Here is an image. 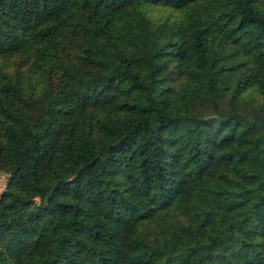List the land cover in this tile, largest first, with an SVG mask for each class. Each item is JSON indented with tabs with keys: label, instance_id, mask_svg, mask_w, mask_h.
Segmentation results:
<instances>
[{
	"label": "trees",
	"instance_id": "16d2710c",
	"mask_svg": "<svg viewBox=\"0 0 264 264\" xmlns=\"http://www.w3.org/2000/svg\"><path fill=\"white\" fill-rule=\"evenodd\" d=\"M16 60L0 264H264V0H0Z\"/></svg>",
	"mask_w": 264,
	"mask_h": 264
},
{
	"label": "rangeland",
	"instance_id": "374dc122",
	"mask_svg": "<svg viewBox=\"0 0 264 264\" xmlns=\"http://www.w3.org/2000/svg\"><path fill=\"white\" fill-rule=\"evenodd\" d=\"M149 14L151 16H153V17H157V16H161V15H166V16H169L170 17V16L175 15V12L169 11L167 9H165L164 11H162L161 9L155 7L154 8V11H152V12H151V10L149 11ZM0 63H1V66H4L5 71L12 78H14V76L16 74V71L14 70L15 69V66H16L17 69H20V70L22 68V66L19 68V66L17 65L18 64L17 63V60L15 62L9 61L6 64L5 63H2V61H0ZM5 177H6V174L4 172L0 171V191L3 188V186H4ZM1 244L3 245V241H1Z\"/></svg>",
	"mask_w": 264,
	"mask_h": 264
}]
</instances>
